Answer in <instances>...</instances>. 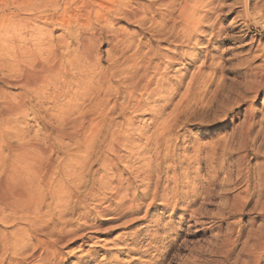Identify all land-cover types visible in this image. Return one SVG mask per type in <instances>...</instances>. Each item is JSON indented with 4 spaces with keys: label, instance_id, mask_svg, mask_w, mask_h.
Returning a JSON list of instances; mask_svg holds the SVG:
<instances>
[{
    "label": "bare ground",
    "instance_id": "obj_1",
    "mask_svg": "<svg viewBox=\"0 0 264 264\" xmlns=\"http://www.w3.org/2000/svg\"><path fill=\"white\" fill-rule=\"evenodd\" d=\"M227 1L152 0L150 5L137 3L136 0L1 1L0 25L18 21L21 22L22 28L20 30L0 28V81L8 86L17 83L22 87H28L37 98L43 95L44 97L51 95L55 99L63 98L64 104L54 115L60 129H45L48 132L47 141H44L46 147L42 145L43 139L38 136L34 137L33 142L29 140L28 134L18 126L21 122L11 120L25 107L27 97L24 95L21 103L17 106H8L0 117V222L13 226L21 224L10 232H0V264H26L27 250L32 246L33 254L35 252L33 260L36 264L39 262L53 264L56 262V246L84 238L81 232L90 225L88 216H91L93 211L100 215H107L114 210L119 212V216L136 215L145 200L149 198L154 202L157 199L164 174L175 173L184 165L190 166L199 160L198 151L193 158L179 161L178 166H162L163 162H171L174 159L176 149H167L170 139L164 133V126L167 123L164 108L157 113L154 112L152 98L169 88L171 90L175 88L171 85L168 71L174 65L196 64L198 55L194 56L190 51L201 46L204 49V56L199 60L200 66L194 72L185 70L184 73L177 74L179 77L177 84L184 88L180 105L177 107L183 106L188 100L189 92L201 74V66H206L208 60L213 59L209 48L221 38L223 32L221 15ZM159 8H164L165 13L161 14L160 30L155 34L156 39L159 43H167L173 47L165 56L159 49L153 50L150 43L145 51L124 33L106 31L112 18L129 24L154 25L157 21L154 19L155 13ZM247 8L246 3L245 9ZM49 10L56 14H49ZM42 23L65 26L66 33L60 42L48 39L46 34L36 33L35 26ZM103 31H106V39L112 49L117 54L120 52L122 58L126 51L133 50L132 55L124 57L122 63L116 60L109 75L105 77L95 74L99 68L96 46ZM26 33L36 35V40L31 41V45L27 43ZM185 48L189 51L182 53ZM72 55L76 58H72ZM41 56L45 58L42 59ZM92 74H95L94 78H91ZM121 76L124 83L128 84L126 100L120 105V111L126 120L122 126L110 133V140L103 139L100 147V150L106 149L102 152L106 153V156L101 168L111 171L112 187L107 191L103 186L105 180L103 178L97 180L93 175L91 186L84 195L81 189L86 184L85 170L93 148L89 143L92 137L100 135L116 110L111 109L109 105L119 93V88H114L111 82L120 79ZM75 81H81L82 86L69 90ZM247 90L253 92L255 96L253 95L250 100L252 103H247L245 109L242 108V103L248 102L249 99L247 100L244 95V98L235 102L233 122H239L242 118L243 121L233 130V149L224 146L222 156L229 150V155H238L235 164L238 178L250 173L251 169H257L259 174L256 181L260 189L256 194L259 196L260 212L263 213L264 113L257 110L253 103L261 91H264V77L256 76ZM3 96V90L0 88V99L6 100ZM127 113L150 115L151 125L153 121L155 130L152 132V129L148 131L135 129L134 119L127 116ZM255 134V139H252ZM51 139L62 145L68 141L67 143L76 147L77 156L83 157L79 166L66 163L58 169L61 172L51 171L54 165L49 162V158L55 152V145L51 143ZM11 140L19 143L14 145ZM252 143L257 144L255 164L246 159ZM87 152L86 157L84 153ZM45 157H48L46 159H49L47 161L49 163L44 165ZM42 167H45V172L42 171ZM172 180L176 184L177 179ZM166 181L170 182L171 179L167 176ZM245 182L251 184L252 178H246ZM20 184L24 188L13 192V187ZM140 187L144 188L145 195L138 193ZM167 190L169 186L164 191ZM196 192L194 190L197 198ZM97 193L102 194L101 201L107 204L106 207L102 208L101 204L104 202H100L97 209L84 212L82 224L75 227L68 217L78 209H86V197H92ZM256 194L249 195L244 202L238 199L235 201L237 215L246 218V206ZM174 202L175 200L164 206L166 209L172 207L174 210ZM50 203L54 204V208L47 214L46 208ZM176 204H179L177 200ZM147 217L146 212L143 220ZM239 223L237 221L240 229L233 239L236 252L245 234V226L241 225L242 222ZM262 223L261 226L258 224L257 228L255 225L252 227L246 243H243L242 256L245 259L241 256L237 264H264V220ZM51 224L57 233L53 234V242L45 243L48 241L39 239L37 233L48 229ZM59 224L60 227L57 226ZM28 234L29 240L22 237Z\"/></svg>",
    "mask_w": 264,
    "mask_h": 264
},
{
    "label": "rangeland",
    "instance_id": "obj_2",
    "mask_svg": "<svg viewBox=\"0 0 264 264\" xmlns=\"http://www.w3.org/2000/svg\"><path fill=\"white\" fill-rule=\"evenodd\" d=\"M136 2L150 5L152 0H136ZM225 6L221 15L223 26L221 38L209 48L213 59H209L206 66H201V74L197 83L192 86L188 100L183 106L177 107L180 105L181 94L184 91V88L177 84L179 80L177 74L184 73L185 70L194 72L200 66L199 60L204 56V49L201 46L190 51L194 56L198 55L196 64L174 65L168 71L171 85L175 88L171 90L168 87L169 89L152 98L154 112L157 113L164 108V118L167 119L164 133L170 139L167 149H176L174 159L171 162H163L162 166H178L179 161L193 158L198 151L199 160L190 166L184 165L175 173L164 174L157 199L154 202L149 198L145 200L137 216L128 214L119 216V212L115 210L107 215H100L93 209H97L100 202H104L101 201L102 194L86 197L85 208H87L78 209L68 217L76 227L82 224L84 212L93 211L91 216H88L90 225L81 232L84 238L56 246V262L54 261L53 264H237L238 259L243 255V243H246L253 226L255 225L256 228L258 224L261 226L264 220V212H260L259 196L256 194L260 189L256 181L259 174L257 169H251L250 173L238 178L235 172L238 155L228 154L233 149V130L243 121L242 118L239 122H233L234 104L244 96L249 100L242 103L243 109L247 103H252L250 100L255 94L250 93L247 88L255 81L256 76L264 77V0H228ZM48 13L56 14L52 10ZM163 13L165 9L159 8L154 18L157 20L156 23L144 26L112 18L106 31L124 33L135 45L142 46L145 51L150 43L153 50L159 49L165 56L173 47L167 43H159L155 36L160 30ZM150 18L152 19V16ZM2 27L4 30H20L22 25L21 22L16 21L1 24L0 28ZM35 27L36 33L46 34L48 39H54L56 43L60 42L66 33L65 26L60 25L50 26L42 23ZM106 31L102 32L99 44L96 46L99 68L95 74L102 77L109 75L116 60L122 63L124 57L133 53V50H128L123 58L120 52L115 53L106 39ZM25 38L31 45V41L36 40V35L26 33ZM188 51L189 49L185 48L182 53ZM72 58H76L75 55H72ZM95 74H92L91 78H94ZM82 84L81 81H75L68 89L81 87ZM111 85L119 88V93L109 105L111 109L116 110L100 135L90 140L89 145L93 148L85 170L86 184L81 189L84 195L91 186L93 175L97 180L101 178L105 180L103 186L107 191L112 187L111 171L101 168L106 156V153L102 152L106 149L100 150V147L103 139L110 140V133L122 126L126 120L123 118V112L120 111V105L126 100L128 84L124 83V78L121 76L120 79H114ZM0 88L6 98V100L0 99V117L8 106H17L21 103L24 95L27 97L25 107L16 115L17 117L12 115L11 120L21 122L18 126L28 134L29 140L33 142L34 137L38 136L43 139L42 145L46 147L44 141H47L48 132L45 129H60L54 115L56 111L61 110L64 104L63 98L55 99L51 95L37 98L28 87H22L17 83L8 86L0 81ZM259 97L253 104L257 110L264 113V91H261ZM127 116L134 119L135 129L140 131L152 129V132L155 130L153 121L151 125L150 115L127 113ZM255 136L256 134L252 139H255ZM65 142L62 145L51 139V143L55 145V152L49 158V162L54 165L51 171L61 172L58 169L66 163L79 166L78 164L82 162L83 157L77 156L76 147L71 146L68 141ZM11 143L17 145L19 142L11 140ZM256 145L250 144L247 153L246 159L252 164L256 163L254 160ZM224 146L230 150L222 156ZM84 154L88 156V152ZM46 158L48 157L44 158V165L49 163L47 162L49 159ZM42 171H46L45 167H42ZM167 176L171 179L170 182L166 181ZM246 178H252V183L247 184ZM172 179H177L176 184ZM167 186L169 190L164 191ZM14 187L13 192L24 188L21 184ZM143 190L144 188L140 187L138 193L145 195ZM194 190L197 191V198ZM252 194L256 195L246 206V218L237 215L235 201L238 199L244 202V199ZM173 200H175L174 210L171 209L172 207L166 209L164 205ZM176 200L179 204H176ZM106 205L104 202L101 207L104 208ZM53 208L54 204L50 203L46 208L47 214H50ZM146 212L148 217L143 220ZM237 221L245 226V234L236 252L233 239L240 229ZM12 226L0 222V232H10L21 224ZM52 226L51 224L48 229L40 230L37 237L44 242L48 241L45 243L53 242L52 237L54 238L53 234L57 233V230ZM57 226L60 227V224ZM28 236L29 234L22 237L29 240ZM33 251V246L28 248L26 264H36L33 260L35 255ZM243 256L242 259H245Z\"/></svg>",
    "mask_w": 264,
    "mask_h": 264
}]
</instances>
